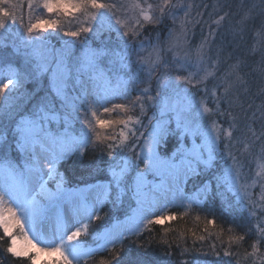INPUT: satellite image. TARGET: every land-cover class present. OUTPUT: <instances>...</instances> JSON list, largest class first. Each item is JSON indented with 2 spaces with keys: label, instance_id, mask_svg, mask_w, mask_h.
<instances>
[{
  "label": "snow or ice",
  "instance_id": "1",
  "mask_svg": "<svg viewBox=\"0 0 264 264\" xmlns=\"http://www.w3.org/2000/svg\"><path fill=\"white\" fill-rule=\"evenodd\" d=\"M145 4H141L140 0H126V6L104 0H27L28 22L25 26L21 4L17 0H0V33L19 24L27 35L25 46L32 47L29 58L35 61L31 69L23 73L11 64L0 69V115H6L13 123L11 140L6 135L0 136V232L3 233L0 241L7 238L5 251L12 257L26 258L31 264H37L40 254L58 255L56 264H81L82 260L86 264L91 256L109 244L113 247L108 248V251L118 256L114 245L118 240L123 241V232L139 234L136 230L141 227V223L144 227L163 225L166 220L171 222L177 218L175 213L169 215L168 210L175 206L178 194L184 199L181 183L186 185L191 175L199 174L194 165L203 164L206 168L211 165L221 132L227 140H231L236 130L235 123L230 124L228 129L219 128L215 120L210 128L202 123L203 116L214 112L206 102L209 93L207 82L216 78L223 62V42L216 49L215 59L210 54L211 45L216 32L230 13L225 11L212 21L217 28L210 25L209 35L193 50L188 46V25L192 23L190 17L194 7L191 2L185 6L184 0H160L154 6L145 0ZM41 9L45 15H35L33 20V14ZM157 9L159 15H155ZM181 10L183 16L177 17L176 12ZM120 11L125 16L130 12L135 15L122 19L117 14ZM231 14L239 15L236 21L239 27L232 29L233 38L239 36L243 39L245 29L251 31L254 43L249 54L255 55L264 45V0H239L237 11ZM81 16L82 20L79 19ZM166 16L174 24L179 19V31L169 30L166 48L161 47L157 34V44L151 46L147 56L141 55L145 51L143 41L135 53L127 42L120 50L93 49L82 43L78 55L74 52V42H65V47L59 49L43 43V34L49 30L62 31L64 36L77 41L82 34L93 31H115L120 36V28H123V37L131 35L136 39L146 24H160ZM66 19L75 20L79 26L74 31L64 30L62 20ZM167 52L172 53V64L176 71L186 73L176 75L175 82L163 72L157 74V69L161 67L165 72L169 69V64L161 57L162 53ZM134 54L135 72L132 71ZM231 55L229 53L227 59H231ZM101 57L112 58L110 63L117 66L115 74L105 72L99 66ZM243 64L244 61L238 59L229 65L220 77V83L211 89L216 111H219L222 100L229 103L225 97L233 89L242 88L245 94L248 92L245 76L249 74H241ZM259 64H264V52H261ZM142 71L147 81L143 88H137L135 85L141 82L139 77ZM257 71L264 76V68L252 69V72ZM40 76L48 79V90L44 95L37 98L41 91L38 87L32 92L9 98L8 93L19 92L25 80ZM154 77L157 81L155 96L151 94ZM192 88H199L205 93L198 105L190 95ZM218 90L221 95L217 94ZM132 91H136L137 95L128 100ZM257 95H264V87ZM116 98L127 102L104 106ZM150 107L158 109V118L155 114L148 117L149 124L145 126L143 119ZM240 107L249 121L246 132L250 134L251 142L246 139L244 143L247 150L264 140V125H261L259 132L253 127L257 122V114L259 119L264 120V102L256 106L251 116H248L251 104L247 109L242 103ZM97 108H101L102 113L116 114L120 118L101 119ZM137 110L139 114H134ZM224 114L220 113L221 116ZM227 114L233 121L238 119L231 112ZM81 117L87 131L82 128L76 134L74 126ZM173 122L175 128L171 127ZM145 127L150 128L146 134L140 130ZM109 128H118L119 131H114L111 136L104 135L103 131ZM177 132L179 146L174 148L171 155L161 156L158 149ZM186 137L191 138V147H185L183 141ZM197 137L201 138L199 144L196 143ZM90 140L93 146L104 144L107 148L106 155L110 162L104 171L108 179L69 188L64 173L59 170L60 165L76 156L82 157ZM132 140L136 142L129 148ZM137 147L140 150L135 153V160L137 163L143 160L144 170L131 176L132 156L126 154L120 156L119 160L117 157L125 149L132 153ZM13 151L18 155L16 160L12 159ZM259 152L258 162L264 159V144H261ZM205 153L207 159L204 158ZM229 156L233 163L222 176L216 178L217 187L226 185V190L232 192L238 202L245 207L253 206L250 215L255 216L256 209L264 210V183L259 185V203L254 202L249 191L250 185L240 182L243 166H238L236 157L231 153ZM261 168L264 169V164ZM147 173L159 177V182H148ZM257 178L264 181V171L255 173L251 186L257 184ZM113 190L117 202L131 192V198L135 201L131 214L126 216L125 221H117L102 233L90 231V223L102 218L100 209L110 201ZM199 191L210 192V183L205 182ZM156 211H160V215H155ZM183 215L185 213H181ZM149 216L152 218L147 219ZM214 223V220L207 221V224ZM89 236L100 243L96 247L88 246L84 238ZM199 239L203 240V237ZM243 239L244 236H230L229 243H239ZM19 240L24 242L25 247H17ZM262 241L264 228L259 229L257 240L251 244L252 251L245 253L246 259L253 258V264H257L258 244ZM224 255L235 254L225 250ZM100 264H108V261L101 260ZM181 264L188 262L182 261ZM259 264H264V255L259 256Z\"/></svg>",
  "mask_w": 264,
  "mask_h": 264
},
{
  "label": "trees",
  "instance_id": "2",
  "mask_svg": "<svg viewBox=\"0 0 264 264\" xmlns=\"http://www.w3.org/2000/svg\"><path fill=\"white\" fill-rule=\"evenodd\" d=\"M238 2L239 0H230L225 3V11L230 13L228 18L232 16L231 13L236 12L235 9L238 6ZM229 5L231 8H229ZM160 25L161 23L158 26L159 28L161 27ZM17 27L15 25L10 30L0 33L2 38L4 37L0 41V65L9 63L23 73L29 71L31 64L35 62L29 58L32 47L25 46L26 33L19 32ZM159 28L147 25L142 33L146 35L151 32V35H154L158 31L161 37L165 28L163 30ZM22 37L24 40H22ZM127 39V41L131 42L130 45L138 40H133L132 36ZM50 42L43 40V43L54 48L60 44L53 40ZM110 45H112L111 41ZM239 52H243V55L251 59L253 68H260L264 65L259 64L261 58L259 59L258 56L249 54V49L240 48ZM255 77L247 76L248 83L245 87L249 90L246 94L242 88H237L234 90L235 96L229 95L232 109L241 113L239 117H242V114L245 116L244 111L240 107L241 103L245 109L248 108L249 104L252 105V108L248 111V114H251L254 106L256 107L264 102V95H257L259 90L264 87V82L261 81V76H258V79ZM38 87L41 88V91L37 98L44 95L48 90V79L46 76L25 80L19 92L8 93V96L11 99L24 92H32ZM58 104L59 102H57V106ZM137 113L138 110L134 114ZM236 123L240 125L239 118ZM257 123L258 121L254 125L257 126ZM12 127L13 123L9 121L7 116L0 115V136L6 135L11 140ZM52 127L55 128L56 125L53 124ZM76 127L80 128V124L77 125V122L74 130H76ZM171 127L174 128L173 125ZM113 133L110 132L107 135L111 136ZM178 139L177 132L175 136L169 137L166 144L160 146L159 152L167 154L174 150L177 147ZM106 151L107 148L104 144L93 146L90 140L89 146L82 157L76 156L72 160L63 162L59 170L64 173L67 187L70 188L108 179L106 171H104L110 162ZM123 153H120V155ZM12 159H18L15 151L12 152ZM112 163H115V161H112ZM197 171L199 174L191 175L187 184L183 185V192L187 196H191L205 182H209L211 191H206L201 201L192 202L190 204L191 207L183 204L171 207L168 212L169 215L172 213L176 214L177 218L175 220L171 222L166 220L163 225L153 224L143 227L138 232L139 234L128 235L124 237L122 242L119 241L114 245L119 253L118 256L109 252L108 248H105L91 256L86 264H100L101 260L108 261V264H181L182 261H187L188 264H237L238 260L239 264H253V258L248 257L246 259L245 253L252 251L251 244L257 240L258 235L252 227V222L246 210L239 205L234 196L223 185L219 188L217 187L216 174L212 168H199ZM134 206L135 202L129 196V192L121 201L117 202L115 200V190H113L110 201L106 202L100 209L99 214L102 218L90 223V231L99 232L109 227L115 220L129 215L131 208ZM181 213H185V215L181 216ZM208 220H214L215 223L207 224ZM229 228L232 229L231 232L228 231ZM2 234L0 232V235ZM230 236H244V239L239 243H229ZM199 237H203V240L199 239ZM7 245V238L0 241V264H31L26 258L12 257L11 254L5 251ZM213 245H215V248H213ZM184 249H187V251L185 252ZM225 250L235 255L225 256ZM255 259L257 264H259V257ZM81 264H85V261L82 260Z\"/></svg>",
  "mask_w": 264,
  "mask_h": 264
},
{
  "label": "rangeland",
  "instance_id": "3",
  "mask_svg": "<svg viewBox=\"0 0 264 264\" xmlns=\"http://www.w3.org/2000/svg\"><path fill=\"white\" fill-rule=\"evenodd\" d=\"M229 1L230 0H184L185 6L189 2H191L194 5V7L192 9L191 17H190L192 20V23L188 25V40H189L188 46L190 48H192L194 50L196 48V46L199 45L201 40L205 36L209 35V26L210 25L212 28H217V25L213 24L212 21L216 20L218 16L223 15V13L226 10L225 3H228ZM17 2H19L21 4L22 13L24 15V23L26 26L27 22H28L27 0H17ZM104 2H116L118 5L119 4H125V6H126V0H104ZM173 2H175V0H173ZM140 3L145 4V0H140ZM147 3L153 4L155 6V5L160 3V0H147ZM145 6H146V4H145ZM235 11H237V7H236ZM201 13H202V17H201ZM19 14L20 13L18 12V15ZM117 14L120 15L122 19H128V17L135 15V13L130 12V13H128V16H125L123 11H120ZM35 15H45V14H44L43 10L41 9L38 12L33 14V20H34ZM155 15H159L158 9L155 11ZM176 15H177V17H182L183 11L182 10L177 11ZM79 19L82 20L83 17L81 16V17H79ZM238 19H239V15H232L230 18L227 17L222 22V25L219 27L218 31L216 32L214 42L211 45L212 50H211L210 54L212 55L213 59H215L216 49L223 42L224 48H223V53L221 56V59L223 62L221 63V65L219 67V71L217 72L216 78L215 79H209V81L207 82V85H206L208 90H209L208 99L206 102L208 104V107L212 108L214 110V112H213V114H208V115H205L202 117V123L204 124L205 127L210 128L212 121L215 120L217 122V125L221 129H228L230 124L235 123L237 131L235 130L233 132V136H232L230 141L227 140L224 137L223 132H221L218 149L213 154L214 159L211 161V165L207 168H212L215 171L216 178L218 176H222L225 173V171L227 170V168L229 166H231L233 163L232 159L229 156V153H231L232 156L236 157L238 166L239 165L243 166L242 171H241L240 182L241 183H248L250 185L249 191L252 193L251 199L254 202L259 203L258 194L261 192L259 185H260V183H264V181L259 180L257 178V184L254 186H251V184H252V179L255 178V173L257 171H264V169L261 168V165L264 164V159H260L258 162V156H260L259 149H260L261 144H264V140H261L259 143H256L255 145H253L252 147H250L247 150L245 149L244 143H245L246 139L249 143L251 142V136H250V134H248L246 132V126L249 123V121H248V119H246V116H244L243 114L241 115L242 117H239V115L241 113H239L237 111L235 112L231 107V101H230L231 98L229 95L235 96V91H234L235 89H233V91L230 92L227 97H225V99H227L229 101V103H225L222 100L219 111L215 110L216 106H215V103L213 102V98L210 95L211 89L213 88L214 85L220 83V77L228 70V66L235 63L238 59L244 61V64L241 67V74H249L247 76H249L251 78L256 76L255 78H257V79H258V76H261V78H262L261 81L264 82V76H262L258 71L252 72L253 65H252L251 59L250 58L248 59V57L246 55H243V52L242 53L239 52L240 48H246V49H249V51L251 50L252 45L254 43V37H253L251 31L245 29L243 39H240L239 36H236L235 39L233 38L232 29L234 27H239L236 24V21ZM198 20H199V23H197ZM141 22L143 23V21H141ZM62 25H63L64 30H73V31L76 29V27L79 26L75 20L70 21L67 19L62 20ZM147 25L153 26V28H157V29L159 28L158 27L159 24H155V25L154 24H146L145 27ZM16 26H18L17 28L19 29V32H24V29L20 28L19 24H17ZM160 26L161 27L159 29L163 30V28H165L163 36L160 37V44H161V47L166 48L169 30L171 29L174 31H179V19H177L176 23L174 24L172 19L168 18L166 16L164 18V21L161 23ZM117 27H119V26H117ZM129 27H131V22L129 23ZM124 31H125V29L120 28V36H118L115 31H103V32L93 31L90 33L82 34L80 40H77V41H74V38H72L70 36H64L62 31L49 30V32L44 33L43 36H44V39L46 40V42L51 43L50 41L53 40V41H57L58 43H60L58 46L55 47L57 49L65 47V44H63L65 41L74 42L76 45L74 52L76 55H78L80 50H81L80 45L82 43L85 44L87 47H90L93 49L106 48L109 50H120L125 42H127V44L130 45L131 42L127 41L128 40L127 38L130 37L131 35H129L128 37H123L122 34ZM157 34H159L158 31H156V33H154V35H151V32H148L146 35H143V33L141 35H139L136 38V40L137 39L138 40L136 42L134 41L135 43L130 45L133 53H135L136 49L139 47L140 42L143 41L145 51L143 53H141V55L147 56L148 53L151 51V46L157 44V40H156ZM26 37H27V35H26ZM150 38H152V39H150ZM2 39H4V37L2 38V36L0 34V41ZM22 40H24L23 37H22ZM110 41H111L112 45H110ZM105 44H109V45H105ZM117 45H119V46H117ZM108 46H110V47H108ZM262 51H264V45H261L260 50L256 52L255 56H258V58L260 59ZM229 53L232 54L231 59H227ZM161 57L165 63L169 64V69L165 72V70L161 67V68L157 69V74H160L163 72L165 75L172 78L173 82H175L174 77L176 75H186V73L183 71H179V72L176 71L175 66L172 64V53L171 52L162 53ZM111 59H112L111 57H101L100 61H99V66L101 68H103L105 70V72H108L110 74H115L117 71V66L115 64L110 63ZM135 59H136V56L134 54L132 57V60H133L132 71L133 72H135V70H136ZM8 65H10V64L5 63L3 65H0V69H4ZM260 68H264V65L261 66ZM189 70H192V69H189ZM4 76H5V79H7V73L6 72L4 73ZM247 76H245L246 80H247ZM139 80L141 82L137 83L135 85V87L143 88L145 86L144 82L147 81L146 74L143 71L140 73ZM156 85H157V81L154 77L152 79V86H151V94L153 96H155L157 93ZM181 86L183 87V85H181ZM201 87H203V85H201ZM217 94L221 95V92L218 90ZM136 95H137V92L132 91L131 95L128 97V100H131V98L135 97ZM190 95L193 97L194 103L196 105H198L199 101L201 100L202 97H204L205 93L202 92L199 88H192ZM125 102H127V101L122 100L120 98H116V99L110 100L104 106L111 107L112 104H119V103H125ZM255 108L256 107L254 106L253 109L255 110ZM221 112H223L225 114L223 116H221L220 115ZM228 112H231L233 116L240 119V122H241L240 125L236 123V120L233 121L232 119H230V117L227 114ZM97 113L101 119H105V120H108V119L115 120V119L120 118L116 114L109 115L106 113H102L101 108H97ZM137 114H139V113H137ZM154 114L158 118V109L156 107H150L147 111L146 116L143 119V124L145 126H147L149 124L148 117H152V116H154ZM248 116H251V114H248ZM82 119H83V117H81L80 120L76 121L77 125L80 124V128L81 129L83 128L85 131H87L86 127L81 122ZM257 121H258L257 126L254 125L253 127L256 129L257 132H259L261 130V125H264V120L259 119V114H257ZM172 125L175 128L174 122ZM80 128L76 127V130H74L75 133L78 130H80ZM114 130H115V132L119 131L118 128H116V129L109 128L106 131H103V134L107 135L110 132H114ZM140 130L144 131L146 134L147 131L150 130V128L145 127L143 129H140ZM79 132H77L76 134H79ZM137 135H139V131H138ZM178 136H179V132H178ZM135 142H136L135 140H132L129 143L128 147L131 148L132 143H135ZM140 143L141 144L143 143V137H141ZM183 143H184L185 147H191L192 140L190 137H186L184 139ZM196 143L197 144L201 143L200 137L196 138ZM179 144H180V140L178 139L177 147L179 146ZM226 144H227V147H225ZM139 150H140L139 147H137L136 149L133 150L132 153H128L127 149H125L124 153L122 155H119L117 158L119 160L120 156H123L126 154L132 156L131 163H132L133 167H132L131 173H130L131 176H134L137 172L144 170L143 160L141 159L138 163L135 160V153L139 152ZM171 152H168L167 154H161L160 153V155L161 156H168V155H171ZM177 158H179V157H177ZM204 158L207 159V153H205ZM194 166L196 167L197 170L199 168L207 169L203 164L194 165ZM146 179L148 182H152L153 180L159 182L160 178L157 176H154L152 173H147ZM96 182L86 183V184H94ZM84 185L85 184L79 185V186L82 187ZM183 185L184 184L181 183L182 188H183ZM221 185H223V184H221ZM223 186L225 189L227 188L226 185H223ZM70 188H72V187H70ZM199 190H197L196 193H193L191 196H187L186 193L182 192V195L184 197L183 200L180 198V195L178 194L176 197V200H175V205H178V204L190 205L192 202L196 203V202L201 201V199L203 198V195L205 194L206 191H199ZM230 193L234 196L235 200L238 202L237 197L232 192H230ZM129 196L131 197V192H129ZM170 199H171V197H170ZM238 203L242 208H244L246 210V212H247V214H248V216L252 222V227L258 235L259 229L264 228V210L256 209V215L251 216L250 212L253 211V206L249 205L248 207H245L244 204H242L240 202H238ZM93 214L95 215L96 213H93ZM155 215H160V211H156ZM151 218H152L151 216L147 217V219H151ZM125 219H126V216L122 217L121 219H117L109 227H107V228H105L99 232H95V233H102L106 229L112 227V225L115 224L117 221L123 222V221H125ZM81 222L83 223L84 221L82 220ZM143 227H144V225H143V223H141V227L138 228L136 230V232L141 231V229H143ZM45 234L48 235L49 233L46 231ZM132 234H136V233H132ZM132 234H129L126 231L123 232L124 237H126L128 235H132ZM84 239L87 240L88 246H91V247H96V245L100 243V241H93L90 236L85 237ZM118 242H119V240L116 243H118ZM111 246H113V245L109 244L105 248H109ZM17 247L18 248L25 247L24 242L22 240H19ZM41 247H43V245H41ZM258 247H259V254L256 258H258L260 255H264V241H262L260 244H258ZM58 259H59L58 255L48 256L45 254H40L39 258L37 260V264H44V263L56 264V261Z\"/></svg>",
  "mask_w": 264,
  "mask_h": 264
}]
</instances>
